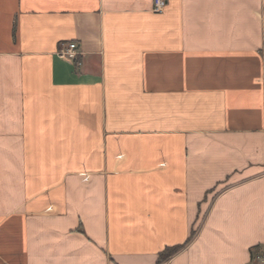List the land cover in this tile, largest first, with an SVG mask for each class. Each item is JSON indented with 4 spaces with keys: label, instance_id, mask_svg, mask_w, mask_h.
I'll list each match as a JSON object with an SVG mask.
<instances>
[{
    "label": "crops",
    "instance_id": "1",
    "mask_svg": "<svg viewBox=\"0 0 264 264\" xmlns=\"http://www.w3.org/2000/svg\"><path fill=\"white\" fill-rule=\"evenodd\" d=\"M151 8L0 0V264H264V0Z\"/></svg>",
    "mask_w": 264,
    "mask_h": 264
},
{
    "label": "built area",
    "instance_id": "2",
    "mask_svg": "<svg viewBox=\"0 0 264 264\" xmlns=\"http://www.w3.org/2000/svg\"><path fill=\"white\" fill-rule=\"evenodd\" d=\"M168 0H152L153 12H160L166 6ZM80 51L78 50L77 43L75 42H61L58 44L55 55L62 60H67L75 63V65H80V61L77 60ZM260 259V256H258ZM263 260V259H262Z\"/></svg>",
    "mask_w": 264,
    "mask_h": 264
},
{
    "label": "trees",
    "instance_id": "3",
    "mask_svg": "<svg viewBox=\"0 0 264 264\" xmlns=\"http://www.w3.org/2000/svg\"><path fill=\"white\" fill-rule=\"evenodd\" d=\"M181 245H175V246H172V247H167L165 248L160 254H159V257H158V261L156 264H159L160 261L164 260V259H167L169 256H171L172 254H174L179 248H180Z\"/></svg>",
    "mask_w": 264,
    "mask_h": 264
}]
</instances>
